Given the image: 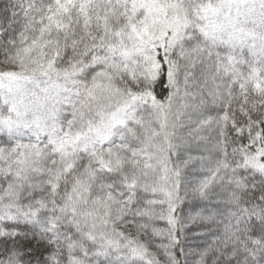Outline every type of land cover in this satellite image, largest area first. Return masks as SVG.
I'll return each mask as SVG.
<instances>
[{"label":"snow or ice","instance_id":"6c2138e0","mask_svg":"<svg viewBox=\"0 0 264 264\" xmlns=\"http://www.w3.org/2000/svg\"><path fill=\"white\" fill-rule=\"evenodd\" d=\"M0 264H264V0H0Z\"/></svg>","mask_w":264,"mask_h":264}]
</instances>
